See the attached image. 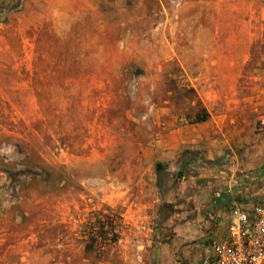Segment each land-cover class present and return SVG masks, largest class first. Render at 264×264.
<instances>
[{"label":"rangeland","instance_id":"obj_1","mask_svg":"<svg viewBox=\"0 0 264 264\" xmlns=\"http://www.w3.org/2000/svg\"><path fill=\"white\" fill-rule=\"evenodd\" d=\"M207 106L260 181L264 0H0V264H154L156 146Z\"/></svg>","mask_w":264,"mask_h":264},{"label":"crops","instance_id":"obj_2","mask_svg":"<svg viewBox=\"0 0 264 264\" xmlns=\"http://www.w3.org/2000/svg\"><path fill=\"white\" fill-rule=\"evenodd\" d=\"M207 107L211 120L176 129L156 146V164L162 163L165 168L163 190L157 187L161 202L158 217L163 215L165 203L181 202L169 219L173 222L175 218V239L167 252L161 249L160 264H200L205 246L226 237L231 210L235 206L250 208L264 200V178L258 181L244 174L234 150L249 135L247 120L233 118L226 107L217 114ZM230 153L237 162L227 160ZM180 172H184L181 178Z\"/></svg>","mask_w":264,"mask_h":264},{"label":"built area","instance_id":"obj_3","mask_svg":"<svg viewBox=\"0 0 264 264\" xmlns=\"http://www.w3.org/2000/svg\"><path fill=\"white\" fill-rule=\"evenodd\" d=\"M200 264H264V200L235 206L226 237L205 246Z\"/></svg>","mask_w":264,"mask_h":264},{"label":"trees","instance_id":"obj_4","mask_svg":"<svg viewBox=\"0 0 264 264\" xmlns=\"http://www.w3.org/2000/svg\"><path fill=\"white\" fill-rule=\"evenodd\" d=\"M207 117H208L207 114H204L201 117L199 115H197L195 122H197V123L205 122L207 120ZM164 171H165V168H164L163 164L157 163L156 164V172L158 175V185H159L161 191L163 190V187L165 184V179L162 178V174L164 173ZM183 176H184V172H180L179 177L181 178ZM111 227H112V225H111ZM107 237H109L108 226H107L106 222L103 221V222L99 223V225L97 227V238H99L100 240H106ZM112 239H113V241L114 240L117 241L116 236L115 237L113 236Z\"/></svg>","mask_w":264,"mask_h":264},{"label":"flooded vegetation","instance_id":"obj_5","mask_svg":"<svg viewBox=\"0 0 264 264\" xmlns=\"http://www.w3.org/2000/svg\"><path fill=\"white\" fill-rule=\"evenodd\" d=\"M177 205L175 204H168L164 209H163V214L166 218H171L175 213H176ZM173 240L171 242L166 243L169 247L171 246Z\"/></svg>","mask_w":264,"mask_h":264},{"label":"water","instance_id":"obj_6","mask_svg":"<svg viewBox=\"0 0 264 264\" xmlns=\"http://www.w3.org/2000/svg\"><path fill=\"white\" fill-rule=\"evenodd\" d=\"M13 3L11 4V6L6 10L5 13L9 12L12 8ZM160 257H161V248H159L156 252V258L154 260V264H160Z\"/></svg>","mask_w":264,"mask_h":264}]
</instances>
